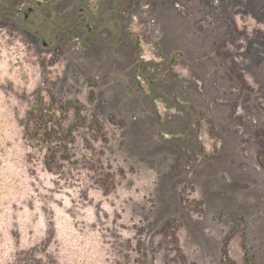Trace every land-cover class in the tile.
I'll list each match as a JSON object with an SVG mask.
<instances>
[{
  "label": "rangeland",
  "instance_id": "rangeland-1",
  "mask_svg": "<svg viewBox=\"0 0 264 264\" xmlns=\"http://www.w3.org/2000/svg\"><path fill=\"white\" fill-rule=\"evenodd\" d=\"M19 1L0 0V264H264V0H30L62 25L120 13L48 45ZM194 95L193 150L173 125Z\"/></svg>",
  "mask_w": 264,
  "mask_h": 264
},
{
  "label": "flooded vegetation",
  "instance_id": "flooded-vegetation-1",
  "mask_svg": "<svg viewBox=\"0 0 264 264\" xmlns=\"http://www.w3.org/2000/svg\"><path fill=\"white\" fill-rule=\"evenodd\" d=\"M0 5H2L1 7H4L1 2ZM19 5L20 6L15 10L16 16L20 17L24 24L31 26L35 34L41 37L43 45H48L45 38L49 41L59 42L60 39L62 40L68 32L75 34L80 32L82 38L87 42L97 39L100 40L103 37L102 31L106 30L107 33L110 34L112 30L116 29V27L118 29L122 26L121 16L118 11H114L111 15H106L109 19L110 26H98L97 28H93L85 15L79 17L78 13L74 15L72 12L73 16L67 18L63 26V19L56 14V9L55 17H53V14H47L45 12L46 9L41 8L38 2L20 0ZM1 9L7 10L8 7ZM34 17L38 18V22L34 19Z\"/></svg>",
  "mask_w": 264,
  "mask_h": 264
},
{
  "label": "trees",
  "instance_id": "trees-1",
  "mask_svg": "<svg viewBox=\"0 0 264 264\" xmlns=\"http://www.w3.org/2000/svg\"><path fill=\"white\" fill-rule=\"evenodd\" d=\"M173 63V60L171 59L169 62V65ZM141 75L147 80L149 77H145V69L141 68ZM165 73L168 74L166 79L163 81V83H166L167 89L170 91H173L176 86L179 87V89H186V87L190 90L189 85L191 86V83L189 84L185 80H176L175 77L172 75V72L170 70V67H167L165 70ZM237 87L238 84L234 83ZM217 90L211 89L207 90V97H212L216 94ZM206 96V95H204ZM203 95H194L192 99L188 98L187 105L181 106V114L179 117L176 118L173 127L175 128V131L177 134L183 135L186 139V143L192 147L194 150V146L198 145V127L202 120L207 119L208 124L210 126V133H212V122L210 116L207 114V111L209 109L208 100L204 98ZM215 101V99H214ZM253 111V108L251 109ZM193 143V144H192Z\"/></svg>",
  "mask_w": 264,
  "mask_h": 264
},
{
  "label": "crops",
  "instance_id": "crops-1",
  "mask_svg": "<svg viewBox=\"0 0 264 264\" xmlns=\"http://www.w3.org/2000/svg\"><path fill=\"white\" fill-rule=\"evenodd\" d=\"M257 23H259V20L257 21ZM259 25H260V27H262L264 29V24L263 23L262 24L260 23ZM188 75H189V71H188ZM188 75H185V76L182 75V76L183 77H188ZM206 130H207V133H208V127H206ZM208 139H210L209 136H208ZM209 142L211 143V140H209ZM260 159H261L262 163L264 164V155L263 154L260 155ZM258 169H260V168H258Z\"/></svg>",
  "mask_w": 264,
  "mask_h": 264
}]
</instances>
